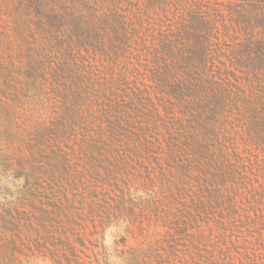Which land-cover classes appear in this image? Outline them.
I'll return each mask as SVG.
<instances>
[{
  "label": "trees",
  "instance_id": "trees-1",
  "mask_svg": "<svg viewBox=\"0 0 264 264\" xmlns=\"http://www.w3.org/2000/svg\"><path fill=\"white\" fill-rule=\"evenodd\" d=\"M224 14L217 0H0L1 264L19 262L36 208L79 195L105 152L124 164L194 146L200 162L227 155L231 107L256 95L217 56Z\"/></svg>",
  "mask_w": 264,
  "mask_h": 264
},
{
  "label": "rangeland",
  "instance_id": "rangeland-1",
  "mask_svg": "<svg viewBox=\"0 0 264 264\" xmlns=\"http://www.w3.org/2000/svg\"><path fill=\"white\" fill-rule=\"evenodd\" d=\"M217 2L228 21L217 56L231 81L256 95L240 99V112L231 107L227 155L200 162L205 147L194 146L181 158L143 154L124 164L105 152L76 178L79 195L36 208L17 264H264V0ZM143 227L155 231L141 249ZM199 232L206 240L197 247Z\"/></svg>",
  "mask_w": 264,
  "mask_h": 264
}]
</instances>
